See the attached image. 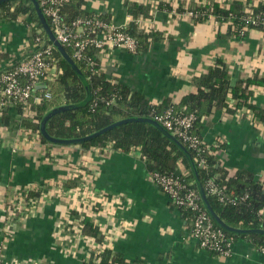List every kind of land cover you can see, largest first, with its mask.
Returning <instances> with one entry per match:
<instances>
[{"label": "crops", "instance_id": "0c3cea01", "mask_svg": "<svg viewBox=\"0 0 264 264\" xmlns=\"http://www.w3.org/2000/svg\"><path fill=\"white\" fill-rule=\"evenodd\" d=\"M150 1L172 6L171 10L154 12L153 21L164 30L162 37L140 54L121 48L100 53V69L106 77L116 78L159 104L165 99L179 101L191 93L195 71L213 64L218 57L227 62L232 83L256 67L264 74V36L259 30L252 29L242 37H218V32H226L220 22H194L191 15L175 9L179 5L186 8L229 0ZM86 2L94 14L104 15L117 27L125 28L132 20L123 0ZM24 27L21 22L6 21L0 15V52L5 53L1 68L10 67L21 58L20 46L27 33ZM251 101L264 106V90H256ZM10 108L9 113L15 116L17 109ZM203 123L201 135L206 143L215 144L218 137L224 142V150L216 154L229 175L245 170L254 179H264L263 128L242 113L221 111L204 118ZM9 128L0 129V240L4 242L7 262L16 258L25 264L84 263L89 253L86 240L66 229L76 222L72 212L79 213L81 201L76 193H64L61 187L69 177L78 175V184L86 183L92 198L107 199L104 205L99 203L101 208L92 218L105 235L106 247L121 253L127 261L264 264V252L241 239L233 241L231 255L223 259L198 248L190 238L189 219L172 207L167 195L150 180L138 154L99 147L82 149L71 144L47 147L34 135L18 140L16 131ZM42 182L44 197L40 196L26 216L13 214V209L6 207L5 201L13 200L20 189ZM3 207L7 209L4 214ZM63 222L67 223L65 228Z\"/></svg>", "mask_w": 264, "mask_h": 264}, {"label": "trees", "instance_id": "16d2710c", "mask_svg": "<svg viewBox=\"0 0 264 264\" xmlns=\"http://www.w3.org/2000/svg\"><path fill=\"white\" fill-rule=\"evenodd\" d=\"M127 13L132 18L124 30L132 35L138 44L135 54L148 51L150 46L162 37L163 31L159 24L155 23L154 12L161 9L171 10L172 6L163 2L123 0ZM177 12L184 13L191 11L194 22L208 20L210 16L214 21L225 26L226 32H218V37L234 36L242 37L250 30L257 29L264 36V0H229L211 1L196 6L184 8L179 5L175 8ZM63 21L71 24L77 17L90 18L94 16L86 0H70L60 7ZM0 15L6 21H14L22 18L23 25L36 23L42 28L40 20L31 0H6L0 3ZM101 20L109 21L104 15H96ZM142 18L148 21L147 24H139L134 19ZM211 19V20H212ZM47 22L48 19L46 18ZM49 23V22H48ZM25 28V27H24ZM26 30V28H25ZM44 32V31H43ZM37 34L35 30L29 29V44L35 42ZM42 38V37H41ZM52 44L45 36L40 42ZM66 52L72 57V50L64 45ZM27 52V51H26ZM25 52V53H26ZM29 52V51H28ZM101 51L90 48L86 56L90 57L94 64L90 66L85 58L74 59L76 66L84 75L90 88V100L73 109L58 112L52 115L45 124L47 133L59 139H74L91 134L116 121L142 117L154 119L169 106H173L175 112L193 113L196 116L192 133L202 139L200 144L203 150L198 151L191 148L186 142L182 144L187 149L191 159L198 154L204 158L202 165H195L196 176L204 190L206 199L215 214L228 226L239 229H263L264 230V179H254L245 170H237L233 175L228 174V169L221 167L219 156L216 151L224 150L225 144L219 137L215 144H208L201 135V128L204 126L203 119L209 118L217 111L227 114L241 112L248 116L256 124H264V106H259L251 101L256 90H264V74L259 67H256L245 77H238L231 82V73L227 62L223 57L215 59L214 63L197 70L193 74L194 90L183 95L179 101L165 99L156 104L143 93L131 90L127 85L119 82L116 78H108L100 69L99 54ZM103 53H106L103 52ZM53 56L57 60L59 73L49 83L50 98L42 100L38 104H32L31 116L24 117L21 122L15 120L10 114L11 108H0V128L13 129L22 125L25 131L34 134L36 139L47 147L55 145L47 141L40 132V122L44 114L51 108L63 104H76L86 96L84 84L72 67L63 59L60 53L53 46ZM5 58V53L0 52V63ZM17 109L20 113V105ZM13 110V111H14ZM82 149L92 147H109L111 151L129 153L137 150L141 160L149 173L172 176L177 178L185 187L196 190L194 174L190 167L188 158L180 148L165 136L155 125L145 121H128L119 124L109 131L100 134L92 139L71 144ZM46 157H49L46 154ZM212 178L214 183L224 190L234 202L221 201L215 194H211L207 188V180ZM79 176H71L64 182L62 187L68 191L77 187ZM44 184V182H42ZM36 184L29 187L26 199L38 202L40 195L45 190L43 184ZM183 190V189H182ZM200 206L203 204L198 199ZM12 200H7L5 205L12 206ZM172 207L179 209L186 219L191 222L193 211L185 207ZM100 204L92 205L93 212L100 209ZM205 210V209H204ZM74 220L81 221V234L85 238H93L98 243L105 239L104 233L94 223L92 216L84 213L72 212ZM73 225V224H71ZM214 227L220 228L213 222ZM223 230V229H222ZM227 239L233 241L241 239L247 241L257 250L264 249V233L251 232L234 234L223 230ZM216 256L213 251H208ZM2 264V263H0ZM83 264H144L141 260L127 261L119 252L105 247L96 252L89 250L88 257Z\"/></svg>", "mask_w": 264, "mask_h": 264}, {"label": "built area", "instance_id": "2783aa9c", "mask_svg": "<svg viewBox=\"0 0 264 264\" xmlns=\"http://www.w3.org/2000/svg\"><path fill=\"white\" fill-rule=\"evenodd\" d=\"M37 1L42 13L48 19L49 26L55 38L63 46L66 45L71 48L72 57L74 59L85 58L88 64L92 66L94 64L93 60L86 56L87 51L90 48L98 49L101 51V54L105 51L109 53L114 48L124 49L126 52L131 54H135L137 52V40L132 35L127 33L124 30V27H117L112 24L111 21L105 22L98 18L96 16L97 14L94 13V16L90 18L77 17L71 22V24H68L63 21V17L60 13V7L65 2L70 0ZM186 13L189 15L193 14L191 11ZM208 19L210 20L212 18L209 16ZM134 20L141 25L148 23V21L142 18H136ZM15 21L21 22L20 18H17ZM215 22L217 21L215 20ZM24 26L27 33L20 46L22 52L21 58L8 68L0 67V108H13L15 107V104L20 105V113H15V120L17 122H21L24 117L32 115V112L30 111L32 104H38L42 100L50 98L51 94L49 90V83L52 82L59 73L57 60L53 56V45L46 43L44 40L43 42L45 43L42 46L38 47V44L35 43L40 42L44 37L43 28L39 27L36 23H26ZM29 29L35 30L37 34L33 44H29ZM236 115H241V112H236ZM154 119L171 134L183 142H186L191 148L196 149L198 151L197 153H199L200 150H203L200 146L202 139L192 133L194 121L196 119L195 114H182L180 112H175L174 107L169 106L161 113L157 114ZM251 122L255 126L264 129L263 123L256 124L253 121ZM2 129L4 130L7 128ZM13 129L16 131L18 140H20V138L26 139L27 137L34 135L25 131L22 125H18ZM219 140L221 141V138ZM103 148H106L107 150L110 149L108 146ZM131 152L138 154V157L140 158L139 151L133 150ZM204 161V158L199 154L193 158V162L197 165H202ZM147 175L154 185L162 193L167 195L170 203H173L177 207L182 206L193 211V216L189 226V234L190 238L196 242L198 248L206 251H213L216 253V257H220L222 259L231 255V245L233 240L227 239L221 228L214 227L212 219L206 210L202 209L199 204L198 199L200 197L196 190L185 187L177 178L172 176L149 173L148 171ZM206 185L209 192L217 195L221 201L228 200L229 202H234V199L224 192L222 188L217 186L212 178L207 180ZM29 187H32V185L20 189V191L13 197V202H11L13 205L6 206L9 209H13V214L26 216L29 213V210L34 208L36 201L26 199ZM44 192L45 190L40 195L41 198L44 197ZM71 192L76 193L80 198V208H78L79 213L81 214L85 212V214L92 217L94 215L92 205L95 203H101L104 205L107 201V199L102 196L92 198L89 186L86 183L84 184V182L83 184L82 182L77 184V187L70 191L64 189V193ZM125 203L130 204L128 200H125ZM5 211H7V209L3 207L1 212L4 214ZM7 220L9 219L7 218ZM80 220L76 221L70 227H66L69 232L71 231V235L84 238L89 246V250L94 249L97 252L105 248L106 245L104 241L98 243L93 238H85L82 236V223ZM5 223L7 224L8 222ZM62 224L63 228H65V224L67 223L63 222ZM261 251L264 252V249ZM87 257L88 255L86 258ZM6 262L4 242L0 240V263L25 264L21 259L17 260L16 258L7 263ZM27 263L37 264L36 261H29Z\"/></svg>", "mask_w": 264, "mask_h": 264}, {"label": "water", "instance_id": "95a60500", "mask_svg": "<svg viewBox=\"0 0 264 264\" xmlns=\"http://www.w3.org/2000/svg\"><path fill=\"white\" fill-rule=\"evenodd\" d=\"M6 1V0H0V3ZM31 2L33 3V6L36 10L37 16L40 20V23L42 25V28L44 30V34L45 36L48 38V40L52 43V45L54 46V48L60 53V55L63 57V59L72 67V69L76 72V74L78 75V77L80 78L81 82L84 84L85 89H86V96L85 98L76 103V104H63L60 106H56L53 107L51 109H49L43 116L41 122H40V132L42 134V136L49 142L51 143H55V144H75V143H79L82 141H86L89 139H92L100 134H103L107 131H109L110 129H112L113 127L128 122V121H145V122H149L153 125H155L165 136H167L171 141H173L179 148L180 150L186 155V157L188 158L190 167L193 171L194 174V182L197 186V191L200 197V200L203 204L204 209L206 210V212L208 213V215L210 216V218L212 219V221L219 226L221 229H223L224 231L227 232H231L234 234H244V233H251V232H261L264 233L263 229H239V228H233L231 226H228L227 224H225L213 211V209L211 208V206L209 205L207 199H206V195L204 193V190L196 176V171H195V165L193 160L191 159L187 149L185 148V146L182 144V142H180V140L174 136L173 134H171L168 130H166L158 121H156L155 119H150V118H142V117H132V118H125L119 121H116L104 128H101L100 130H97L91 134H88L86 136L80 137V138H74V139H59V138H54L52 136H50L46 129H45V124L47 122V120L54 114L61 112V111H65V110H69V109H73L76 107H80L84 104H86L91 97V92H90V88L89 85L87 83L86 78L84 77V75L81 73V71L78 69V67L75 64V61L73 60V58L66 52L64 46L55 38L49 23L46 20V17L44 16V14L41 11V8L38 4L37 0H31Z\"/></svg>", "mask_w": 264, "mask_h": 264}, {"label": "rangeland", "instance_id": "374dc122", "mask_svg": "<svg viewBox=\"0 0 264 264\" xmlns=\"http://www.w3.org/2000/svg\"><path fill=\"white\" fill-rule=\"evenodd\" d=\"M20 20H21V22H23L22 18Z\"/></svg>", "mask_w": 264, "mask_h": 264}]
</instances>
